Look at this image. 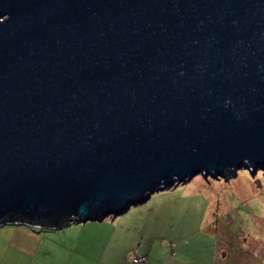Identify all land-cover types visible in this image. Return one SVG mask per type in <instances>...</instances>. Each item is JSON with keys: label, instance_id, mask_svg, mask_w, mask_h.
I'll use <instances>...</instances> for the list:
<instances>
[{"label": "water", "instance_id": "obj_1", "mask_svg": "<svg viewBox=\"0 0 264 264\" xmlns=\"http://www.w3.org/2000/svg\"><path fill=\"white\" fill-rule=\"evenodd\" d=\"M0 226L116 219L264 171V0H0Z\"/></svg>", "mask_w": 264, "mask_h": 264}, {"label": "rangeland", "instance_id": "obj_2", "mask_svg": "<svg viewBox=\"0 0 264 264\" xmlns=\"http://www.w3.org/2000/svg\"><path fill=\"white\" fill-rule=\"evenodd\" d=\"M117 218L135 225L138 243L167 244L186 264H264V171L241 169L228 181L197 176Z\"/></svg>", "mask_w": 264, "mask_h": 264}, {"label": "crops", "instance_id": "obj_3", "mask_svg": "<svg viewBox=\"0 0 264 264\" xmlns=\"http://www.w3.org/2000/svg\"><path fill=\"white\" fill-rule=\"evenodd\" d=\"M107 219L59 230L0 226V264H132L133 252L145 256L146 264H186L184 257L169 254L167 244L154 245L149 238L144 245V239L138 243L137 238H131L134 224Z\"/></svg>", "mask_w": 264, "mask_h": 264}, {"label": "built area", "instance_id": "obj_4", "mask_svg": "<svg viewBox=\"0 0 264 264\" xmlns=\"http://www.w3.org/2000/svg\"><path fill=\"white\" fill-rule=\"evenodd\" d=\"M132 262L134 264H146L147 258L145 256L139 255L137 252H133L131 255Z\"/></svg>", "mask_w": 264, "mask_h": 264}, {"label": "snow or ice", "instance_id": "obj_5", "mask_svg": "<svg viewBox=\"0 0 264 264\" xmlns=\"http://www.w3.org/2000/svg\"><path fill=\"white\" fill-rule=\"evenodd\" d=\"M0 18H3V16H0Z\"/></svg>", "mask_w": 264, "mask_h": 264}]
</instances>
